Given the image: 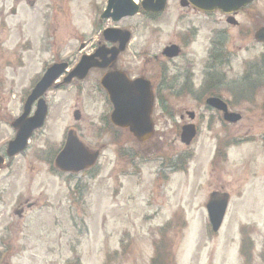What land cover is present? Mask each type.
Here are the masks:
<instances>
[{
    "label": "rangeland",
    "instance_id": "obj_1",
    "mask_svg": "<svg viewBox=\"0 0 264 264\" xmlns=\"http://www.w3.org/2000/svg\"><path fill=\"white\" fill-rule=\"evenodd\" d=\"M35 1L32 8V0H0V99L7 108L3 106L0 119L2 126L9 125L0 133V149L12 137L10 125L22 113L21 98L33 79L55 61L76 64L84 35L93 33L98 12L108 2ZM179 4L174 0L170 14L156 21L145 15L114 24L105 21L133 33L120 66L139 76L151 68L147 61L152 58L157 88L164 87L156 92L164 102L155 111L159 123L151 141L140 144L128 133H109L113 127L106 118V98L102 93L96 101L91 90L101 73L85 80L88 91L74 85L48 93L49 114L40 136L31 139L28 153L6 159L12 165L10 182L0 179V185L14 186L3 196L0 187V245L13 249L12 264H264V91H257L250 102L239 101L234 110H246L248 117L237 125L226 127L203 108L200 125L199 119L194 121L199 125L196 141L190 147L181 143V128L191 121L187 117L181 123L180 116L199 112L192 71L199 73L200 66L193 51L170 65L162 62L161 53L170 43L189 42L195 49L204 42L187 34V22L176 20ZM259 4L264 6V0ZM15 8L17 15H12ZM24 41L31 42V49ZM257 52H238L231 66L219 67L213 75L232 69L228 79H235L243 72L242 59ZM204 91L200 94L208 96L209 90ZM168 113L174 118H162ZM70 129L89 149L101 150L95 177L84 173L69 179L50 173L47 164ZM219 139L232 145L227 158L215 163ZM252 140L256 143H247ZM176 157L177 164L170 166ZM171 167L188 170L174 172ZM77 182L87 187L78 199L70 190ZM216 191L228 193L231 202L220 233L214 235L205 208ZM25 201L36 206L20 219L16 211Z\"/></svg>",
    "mask_w": 264,
    "mask_h": 264
},
{
    "label": "flooded vegetation",
    "instance_id": "obj_2",
    "mask_svg": "<svg viewBox=\"0 0 264 264\" xmlns=\"http://www.w3.org/2000/svg\"><path fill=\"white\" fill-rule=\"evenodd\" d=\"M25 1V0H23ZM174 0H170L165 11L163 13H145L142 12V15H145L149 18L151 21L159 20L160 18L164 17L167 14H170L169 11H171L172 2ZM182 1L180 0V9L178 10V14L176 15L177 21L180 19L184 20V22H187L184 27L189 26L188 33H192L193 35H197L196 41L203 40V48L197 47L195 49L191 48L190 43L187 44L184 43V41H178L175 43H170L166 47L162 49L161 53V59L162 62L165 65H170V63H174L176 60L186 58L190 51L194 52V55L196 57L197 65L200 66L199 73H196L192 71L193 76H195V90L199 92V97L195 100L196 105L199 107L198 111H187L186 116L181 115L180 120L185 123V119L188 117L189 119L194 117L195 121L197 122L199 119L198 124L203 119V108H205L207 111H210V114H214L216 117L218 116L219 119L224 123V126H233L228 124L224 121V113L219 110L211 109L207 106V103L209 99L216 98L220 99L225 103L227 106L229 112L231 113H238L242 116V120L239 122L241 123L243 120H245L247 116V111L245 110L244 113H240L239 111L234 110V108L239 104L240 102H250L251 99L255 97L257 91L262 92L264 91V43L259 42V34L261 31L264 30V6L262 4H259L261 0H254L251 4H247L233 12L226 13L221 10H215L212 12H202L192 5H182ZM36 4L35 0H32V3L30 7L34 8ZM104 11V7L102 9ZM174 11V10H173ZM12 15H17V9H13L11 12ZM103 12L100 14L98 12V19H97V25L94 28L93 33L90 36H85L82 40V43H80V55L81 57L76 62V66L81 60L82 57L88 56V57H94L96 54L101 51H104V60L103 65L104 68H94L90 71L88 77L91 75V73H101L100 78L96 81H94L91 90H94L95 100L98 101L99 99L103 98V91H102V82L105 79L106 76L112 74V73H120L126 76L130 80H139L143 79L149 83L151 86V91H153L155 97V108L159 109L160 107V101L164 102L162 98H159V96L156 94L160 92H163L164 87L157 88V81L159 79V76L157 74V80H155L153 77L155 73L153 72L154 69V62L152 61V58H148V64L151 65V68L146 70L144 74H141L139 76L132 75L130 72L126 69H123L125 65L120 66V63L123 61L122 57L124 53L128 50V47L130 44L128 43L127 48L125 51H121V44L119 42L113 43L112 40L109 42L106 40L104 36V32L106 29L105 21L101 20ZM183 14L186 15V18H183ZM56 18V15H55ZM198 23H195V22ZM53 22V20H51ZM96 24V23H95ZM119 28V27H118ZM125 31H129V29H124ZM132 32V31H130ZM185 34L186 32L183 31ZM133 34V33H132ZM178 35V34H177ZM176 35V36H177ZM121 41V40H120ZM240 43V47L237 48V44ZM23 44L25 47L29 50L31 49V42L28 43L29 46H27V42L24 41ZM171 46H176L178 48L179 55L176 57H169L165 55V50L168 49ZM200 50L202 51L200 53ZM236 50H242V51H249L252 50L253 52L259 51L256 54H254L252 57H248L245 59H242L243 63V72L239 75L236 73L234 76L235 79H228V75H231L233 73L232 69H229V72L224 75H213V71L219 70V67H229L232 65V61L234 58L238 57V52L242 51H236ZM154 56V55H153ZM16 58V57H14ZM64 62V61H60ZM189 62H192L190 60ZM70 65V68L73 69L76 67L75 65H72L70 62H66ZM53 64H57V61H55ZM52 64V65H53ZM14 66L13 64L9 65V67ZM51 66V65H50ZM123 67V68H122ZM49 66H45L44 73L40 74L38 77H35L33 79V84L29 89H27L21 98V103L23 106L22 113L14 119L11 123V127L13 130H11V138H9L6 142L2 143V148L0 149V179L2 178L6 179L7 182L9 181V168L12 167V165H8L6 163V154L8 150V145L11 139H13L17 133V126L16 123L18 119L23 115L25 112L24 106L27 104L28 99L34 90V88L37 86V84L41 81L43 75L47 72ZM218 72V71H217ZM220 72V71H219ZM222 74V73H220ZM213 75V76H212ZM212 77V78H211ZM211 79V81H210ZM165 83V77L163 78ZM209 81L211 84H209ZM77 81H74L71 86L76 85L77 88H81L83 90H87L86 86H83L82 83H76ZM234 86H239V88L234 91ZM67 86H62L61 88H64ZM55 89V87L53 88ZM52 89V90H53ZM50 90V91H52ZM56 90V89H55ZM204 90L209 93L208 96L204 97L200 93L205 92ZM49 91V92H50ZM88 91V90H87ZM48 93L45 96V100L47 101ZM107 101V100H106ZM48 102V101H47ZM263 103L264 108V95L261 96L260 103ZM6 101L3 99H0V111H3V106L5 109ZM108 104V102H107ZM109 106V113L106 115L107 119L110 120V115L113 111V108L111 104H108ZM38 107V103H34L32 109L36 110ZM202 111V112H201ZM206 111V112H207ZM163 114H165L163 112ZM188 114V115H187ZM193 114V116L189 115ZM198 114V115H197ZM173 114L168 113L165 116L163 115L162 118H172ZM262 119V118H260ZM260 121V120H258ZM153 123L156 127L157 123H159V119L156 118L155 114L153 116ZM238 123V124H239ZM2 120L0 119V133L4 131L5 128L8 129V126H2ZM196 124L198 130L199 125ZM41 131V130H40ZM40 131L36 130L33 134V138H37L40 136ZM7 131V133H9ZM120 132H126L129 133L127 130H122L121 128H114L110 130V134L116 135ZM6 133V134H7ZM130 135V134H129ZM77 136L80 138L77 132ZM227 136V135H226ZM80 140L83 142V140L80 138ZM262 144H264V134L262 135V139L260 140ZM66 143V137L64 141L62 142L59 152L63 149L64 145ZM84 143V142H83ZM227 139H219L218 144L215 148V163L222 161L223 159L227 158V152L229 150V147L232 145L229 143ZM248 144H255L256 142L248 141ZM85 144V143H84ZM85 146L89 149V147L85 144ZM31 150V145L28 148V151ZM91 150V149H89ZM27 151V153H28ZM52 157L53 162L47 164L48 169L50 173L53 174V176L61 175L59 172L56 171L55 167V160L59 154V152ZM2 158H4V162L2 163ZM51 160V161H52ZM49 161V162H51ZM175 171H177L175 168H173ZM62 176V175H61ZM8 178V179H7ZM0 187L2 188L1 194L2 196L4 194H7L12 191L14 186H9L8 184H1ZM13 187V188H12ZM12 188V189H11ZM34 206H36V203L32 204L30 202L24 203V205L19 206L18 208V215L19 218L22 219L26 216L27 211H30L34 209ZM13 250V249H12ZM12 250L9 248V245L2 246L0 245V259L4 264H12L9 258V255L11 254Z\"/></svg>",
    "mask_w": 264,
    "mask_h": 264
},
{
    "label": "water",
    "instance_id": "obj_3",
    "mask_svg": "<svg viewBox=\"0 0 264 264\" xmlns=\"http://www.w3.org/2000/svg\"><path fill=\"white\" fill-rule=\"evenodd\" d=\"M252 1L253 0H184L182 5L185 6L191 3L196 8L207 12L214 10L232 12ZM166 3L167 0H145L142 3V7L147 12L161 13L164 11ZM112 9H114L113 14L110 13ZM139 11L140 7L135 5L131 0H110L105 17H112L115 21H119L126 16H134ZM105 36L108 40H112L113 42L121 40L122 51L125 50L130 40V35L128 33H122L118 30L107 31ZM178 54L177 47H170L165 50V55L169 57H175ZM101 66L102 65H98V67ZM92 67H96V65L88 62L87 59L84 58L82 63L69 76L66 82H71L74 77L83 80ZM66 68L67 65H56L53 67L33 92L25 108L24 115L16 123L19 131L16 140L10 145V156L22 152L26 148L27 141L33 131L44 125L47 116V107L44 100L40 101L39 109L35 116L28 118L31 105L48 91ZM121 78L123 79V83L128 84L129 89L125 84L116 86L119 83L112 81L115 79L112 76L104 81V85L108 89L110 99L115 107V111L112 115V122L122 128L130 127L131 132L139 141L146 142L153 134V125L150 118L153 108L149 86L143 82L131 83L124 77ZM137 84H144L145 87H138ZM208 105L223 111L225 113L224 118L226 122L235 124L241 120L239 114L229 113L227 106L220 99H209ZM191 116L193 115L191 114ZM76 118L79 119L78 114H76ZM196 135L197 131L193 125L186 126L183 129L182 142L189 145L195 139ZM85 152V149L77 138L70 134L66 149L59 158V167L65 172H80V170L84 169L82 164L84 163L85 154L88 155L87 152ZM94 156L96 157V155ZM95 157L91 159V163L95 162ZM228 204L229 198L227 195L221 197L218 193H213L210 197V201L207 204V211L212 230L215 234L219 232L224 223Z\"/></svg>",
    "mask_w": 264,
    "mask_h": 264
},
{
    "label": "trees",
    "instance_id": "obj_4",
    "mask_svg": "<svg viewBox=\"0 0 264 264\" xmlns=\"http://www.w3.org/2000/svg\"><path fill=\"white\" fill-rule=\"evenodd\" d=\"M183 162V161H182ZM184 170V169H183Z\"/></svg>",
    "mask_w": 264,
    "mask_h": 264
}]
</instances>
